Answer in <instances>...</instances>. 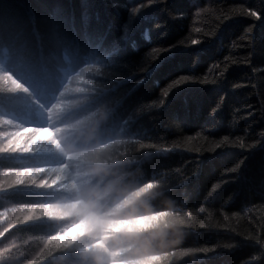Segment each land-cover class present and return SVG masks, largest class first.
Returning a JSON list of instances; mask_svg holds the SVG:
<instances>
[{"label": "snow or ice", "instance_id": "snow-or-ice-1", "mask_svg": "<svg viewBox=\"0 0 264 264\" xmlns=\"http://www.w3.org/2000/svg\"><path fill=\"white\" fill-rule=\"evenodd\" d=\"M197 21L203 26L194 27ZM220 52L228 54L212 58ZM207 58V70L196 72ZM236 66L246 69L245 83L229 81L230 89L246 88L248 101L242 115L235 107L225 119L218 110L227 93L205 110L202 91ZM169 68L178 74L161 84L158 74ZM58 98L61 108L77 101L61 120L104 105L111 113L105 130L119 127L153 151L151 178L159 184L155 173L168 172L163 190L183 202L190 233L210 229L213 215L246 225L232 228L236 239L226 245L196 244L190 235L166 258L170 264H190L196 255L203 261L222 246L251 249L238 264H264V215L254 212L264 209V0H0V132L53 126L41 104ZM7 139L0 137V176L32 167L43 169L42 178L62 161L49 141L22 153L7 148ZM174 153L189 159L173 168L164 161ZM28 155L36 162L15 160ZM213 156L232 162L204 182ZM61 194L35 182L0 184V214L14 221L0 229V264H50L44 241L51 232L42 222L51 218H24L20 210Z\"/></svg>", "mask_w": 264, "mask_h": 264}, {"label": "trees", "instance_id": "trees-1", "mask_svg": "<svg viewBox=\"0 0 264 264\" xmlns=\"http://www.w3.org/2000/svg\"><path fill=\"white\" fill-rule=\"evenodd\" d=\"M97 2L101 3L102 0ZM193 26L203 25L197 21ZM238 27L239 24L231 26L226 37ZM176 38L178 37H173ZM223 54L228 53L220 52L212 58H218ZM210 60L211 58H207L199 62L195 66V71L199 73L206 71ZM91 70L93 69H85L86 72ZM180 70L187 71L188 65H183ZM245 71L243 66H236L227 73L225 81L205 87L201 97L205 110L215 103L221 93L226 92L223 107L218 110V114L228 119L231 109L239 107L242 115V106L248 101L247 89L243 87L230 89L229 81L245 83L243 80ZM172 74L178 72L174 68H169L166 72L159 73L161 84L166 83ZM84 100L85 98H81L79 102ZM73 102L66 100L63 108L61 102L55 103V109L62 116L71 108ZM110 115L106 106L99 105L90 111L78 112L69 119L59 118L53 120L55 123L51 122L53 124L51 128L55 129L64 150L61 157L66 159L70 173L62 184L54 185L59 187L62 193L54 201L40 206L22 207L20 210L30 212L31 215L51 218L42 222V228L51 232L44 241L45 248L49 249L47 258L50 264H170L166 258L190 235L196 244L226 245L236 239L231 229L237 225L245 228L246 225L235 216L224 221L222 217L213 215L207 220L212 226L210 229L197 228L190 233L189 226L185 223L188 217L185 215L183 202L163 190L168 183V172L159 169L155 173V178L160 183L156 184L151 178L155 162L153 151L142 147L141 143L127 136L119 127L105 130L103 126L110 119ZM37 128L31 126L32 130L36 131ZM189 130L194 131V128ZM29 135L26 137H30ZM2 136L11 137L13 141L18 137L16 142L11 141L14 146L8 139L5 142V146L13 151L26 153L34 148L27 146L26 137L21 139L23 136L20 133L9 135L7 132H0V137ZM187 159L189 157L185 154L174 153L164 162L178 168ZM15 160L20 164L36 162L35 157L31 155L19 156ZM231 162V156H213L215 167L206 169L201 180L207 182L215 178L216 172ZM22 170L36 172L32 167H20L6 170L3 176ZM40 178L41 173L34 179L24 181L46 186L39 181ZM88 202L97 203L94 210L99 212L100 215L97 214V217L100 220L97 218L94 222L86 220L84 206ZM169 206L171 211H168ZM254 212L257 218L264 215V209H254ZM13 222L11 215L6 219L0 214V229L10 228ZM221 224L225 227H217ZM20 238L24 239L23 236ZM35 243L33 240L29 247ZM250 250L222 246L203 261L198 255L189 259L190 264H238Z\"/></svg>", "mask_w": 264, "mask_h": 264}, {"label": "rangeland", "instance_id": "rangeland-1", "mask_svg": "<svg viewBox=\"0 0 264 264\" xmlns=\"http://www.w3.org/2000/svg\"><path fill=\"white\" fill-rule=\"evenodd\" d=\"M14 131L15 130L11 132L12 135H16V132ZM25 133H28V132H25ZM50 135H51V132L45 126H42L36 138L32 139L30 137H26V134H24L22 135L23 137L21 139H24V137H26L25 142L27 146H34L35 144L38 145V142L46 141ZM18 137H20V135ZM18 137L15 139V141H13L11 137H8L9 143L12 144L11 141L16 142ZM19 145H20V141H19L18 146ZM48 170L49 171H47V174L43 176V179L42 178L39 179V181L42 183H45L46 186L55 184L56 182L64 178V176L67 174V169L65 168L63 163L56 164L55 166L50 167ZM42 171L43 169H37L36 172H33L32 170H22V171L14 172L12 174H5L4 176L0 177V184H4L6 180H11L15 183H21L24 180H29L30 178L34 179ZM21 213L23 214L24 218L32 216L30 212L27 213V212L21 211ZM92 214H93L92 211L90 210L87 211L88 217H91Z\"/></svg>", "mask_w": 264, "mask_h": 264}, {"label": "clouds", "instance_id": "clouds-1", "mask_svg": "<svg viewBox=\"0 0 264 264\" xmlns=\"http://www.w3.org/2000/svg\"><path fill=\"white\" fill-rule=\"evenodd\" d=\"M168 211H171V207H170V206L168 207ZM170 242H171V241H170Z\"/></svg>", "mask_w": 264, "mask_h": 264}, {"label": "bare ground", "instance_id": "bare-ground-1", "mask_svg": "<svg viewBox=\"0 0 264 264\" xmlns=\"http://www.w3.org/2000/svg\"><path fill=\"white\" fill-rule=\"evenodd\" d=\"M91 69V68H90ZM89 169V168H88ZM88 171V170H87Z\"/></svg>", "mask_w": 264, "mask_h": 264}]
</instances>
